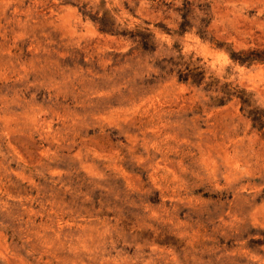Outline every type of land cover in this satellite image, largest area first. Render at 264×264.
<instances>
[{
  "label": "rangeland",
  "instance_id": "1",
  "mask_svg": "<svg viewBox=\"0 0 264 264\" xmlns=\"http://www.w3.org/2000/svg\"><path fill=\"white\" fill-rule=\"evenodd\" d=\"M0 264H264V0H0Z\"/></svg>",
  "mask_w": 264,
  "mask_h": 264
}]
</instances>
